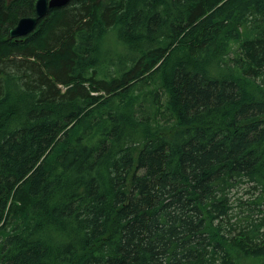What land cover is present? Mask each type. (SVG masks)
Returning a JSON list of instances; mask_svg holds the SVG:
<instances>
[{
  "label": "trees",
  "instance_id": "trees-1",
  "mask_svg": "<svg viewBox=\"0 0 264 264\" xmlns=\"http://www.w3.org/2000/svg\"><path fill=\"white\" fill-rule=\"evenodd\" d=\"M36 1L0 0V264H264V0H71L9 40Z\"/></svg>",
  "mask_w": 264,
  "mask_h": 264
},
{
  "label": "water",
  "instance_id": "water-1",
  "mask_svg": "<svg viewBox=\"0 0 264 264\" xmlns=\"http://www.w3.org/2000/svg\"><path fill=\"white\" fill-rule=\"evenodd\" d=\"M71 0H37L34 5L33 16L22 17L16 25L9 28L7 38L9 40L27 36L33 32L39 23L50 10L60 9L66 6Z\"/></svg>",
  "mask_w": 264,
  "mask_h": 264
},
{
  "label": "rangeland",
  "instance_id": "rangeland-1",
  "mask_svg": "<svg viewBox=\"0 0 264 264\" xmlns=\"http://www.w3.org/2000/svg\"><path fill=\"white\" fill-rule=\"evenodd\" d=\"M115 43H119L117 38H116V35L114 33H112V36H110L108 39H107V42H106V48H114L115 46ZM116 54L115 52H113V55ZM250 186L252 185H249V184H245L241 187L234 190H232L231 192V195L229 196V203L234 206L231 202V201H234V199L236 198H241L242 202H246V201H253L255 200L256 198L251 196L252 194H250L253 190H250ZM255 195L258 193L257 191L254 192ZM258 201H261V200H258ZM241 264H258L256 262V260H253L251 258L249 259H245L241 262Z\"/></svg>",
  "mask_w": 264,
  "mask_h": 264
}]
</instances>
